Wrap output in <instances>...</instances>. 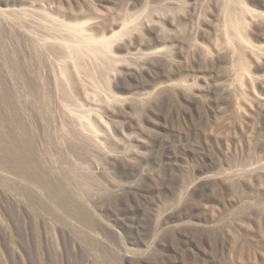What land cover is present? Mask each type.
I'll return each mask as SVG.
<instances>
[{
    "label": "rangeland",
    "instance_id": "1",
    "mask_svg": "<svg viewBox=\"0 0 264 264\" xmlns=\"http://www.w3.org/2000/svg\"><path fill=\"white\" fill-rule=\"evenodd\" d=\"M0 264H264V0H0Z\"/></svg>",
    "mask_w": 264,
    "mask_h": 264
}]
</instances>
